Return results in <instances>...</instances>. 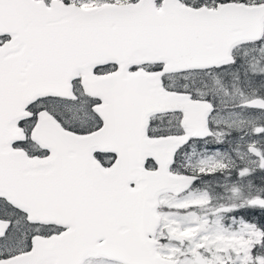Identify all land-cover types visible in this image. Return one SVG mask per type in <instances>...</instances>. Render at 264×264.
Returning a JSON list of instances; mask_svg holds the SVG:
<instances>
[{"label": "snow or ice", "instance_id": "6c2138e0", "mask_svg": "<svg viewBox=\"0 0 264 264\" xmlns=\"http://www.w3.org/2000/svg\"><path fill=\"white\" fill-rule=\"evenodd\" d=\"M0 264H264V0H0Z\"/></svg>", "mask_w": 264, "mask_h": 264}]
</instances>
